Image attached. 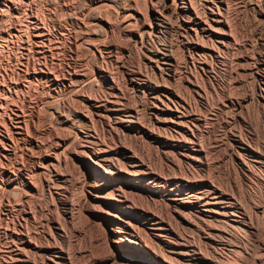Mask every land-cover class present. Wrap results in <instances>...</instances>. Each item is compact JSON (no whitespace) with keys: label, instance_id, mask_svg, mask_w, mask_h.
Instances as JSON below:
<instances>
[{"label":"bare ground","instance_id":"bare-ground-1","mask_svg":"<svg viewBox=\"0 0 264 264\" xmlns=\"http://www.w3.org/2000/svg\"><path fill=\"white\" fill-rule=\"evenodd\" d=\"M114 4L0 0V264H264V0Z\"/></svg>","mask_w":264,"mask_h":264},{"label":"rangeland","instance_id":"rangeland-1","mask_svg":"<svg viewBox=\"0 0 264 264\" xmlns=\"http://www.w3.org/2000/svg\"><path fill=\"white\" fill-rule=\"evenodd\" d=\"M119 1H120V2H119ZM122 1L124 2V0H115V4H114V5L117 7V6H119V4H120V5L123 4ZM121 2H122V3H121ZM78 3H79V8L83 6L82 1H81V3H80V1H79ZM78 3L76 4L77 7H78ZM116 3H117V4H116ZM34 4H35V5H34ZM36 4H37V5H36ZM40 5H41V6H40ZM43 5H44V6H43ZM37 6H39V7H37ZM47 6H48V5H46L45 3H39V2L37 3V2H34V3L32 4V11H33V14H34V15H35V13H36V14L38 13L39 16H38V15H35V16H36V17L38 16V18H39V19H42L43 22H46V21H47L46 25H48L47 27H49V29H51L52 27H51V25H49L50 22H49V18H48L49 13H50V7H49V6L47 7ZM41 7H42V8H43V7H44V8L47 7V8L49 9V11H48V9H46V8H45V9H46L47 11H46L44 8L42 9ZM77 7H75V13H76V12L78 13V11H79V10L77 11V9H79V8H77ZM38 8H40V9H38ZM37 10H38V11H37ZM42 11H44L45 13L42 12ZM40 12H42L43 14L41 13V15H40ZM47 12H48V14H47ZM100 12H101V13H100ZM97 13H98V14L100 13L99 15H101V14H102V11H100V10H98V9L92 10V11L89 13L90 15H89V14L86 15V17L84 18V21H85V20H86V22L90 21V20H91V17L93 18V17H95V16H98ZM44 14H45V15H44ZM42 15H43V16H42ZM91 15H92V16H91ZM54 16L57 18V20L60 19V21H63V22H64V23L62 22V25H64L63 27H65L67 31L69 30V32L71 33V35H73V33H74L73 31L76 30V31H75L76 33H74V34H76V36L78 37V34L80 33L78 38H81V37H82V36H81V35H82V34H81V31L79 32V30L69 22V20L67 19V17L63 16V15H62L61 13H59L58 11L54 13ZM88 17H89V18H88ZM22 18H23V17H22ZM22 18H21V20H24V18H23V19H22ZM43 18H44L45 20H44ZM47 18H48V19H47ZM66 19H67V20H66ZM87 20H88V21H87ZM243 20H244V21H242V20L240 21V20H239V21H237L236 23H237L238 26H240V24L242 25V26L239 27V29H241V31H243V32H241V33H243L244 36H245V35H248L249 32L253 31L254 27L252 26V23L250 24V22H251L250 18H245V19H243ZM246 20H248V21H246ZM238 22H239V23H238ZM246 23H247L248 25H247ZM68 24H69L70 26H69ZM243 24H244V25H243ZM245 26H246V27H245ZM67 27H68V28H67ZM244 27H245V28H244ZM72 28H73V29H72ZM75 28H76V29H75ZM242 28H244L245 30H243ZM250 28H251V29H250ZM92 29H93V32H95V33L99 36L100 39H103V37H104L103 35H104V34L102 33V30H100L98 27H94V26H93ZM94 29H95V30H94ZM97 29H98V30H97ZM71 30H73V31H71ZM77 31H78V34H77ZM99 31H100V32H99ZM97 32H98V33H97ZM100 34H101L102 36H101ZM120 35H121V36H120ZM80 36H81V37H80ZM100 36H101V37H100ZM115 36H118V38L115 37V40L118 39L117 42L119 41L118 44H122V43H123V40H122V39L124 38V36H123L122 34H120L119 32H116V33H115ZM122 36H123V37H122ZM120 37H122V38H120ZM30 38H31V37H28V40H29L28 43H31V41H32V39H30ZM244 39H245V38H244ZM120 40H121V41H120ZM156 42H158V40H156ZM15 44H16V43H15ZM17 44H18V43H17ZM122 45H123V44H122ZM4 46H6V45H2V47H4ZM82 51H84V50H81V52H82ZM81 52H80V55H81V56L85 54L86 56H84V57H87V58H88V60H89V61L87 62L88 65L93 66V65L95 64V60H94L92 57L90 58V56H89V54H88L87 52H86V53L82 52L83 54H82ZM29 55H30V56H33V54H32L31 51H30ZM87 55H88V56H87ZM30 56H29V57H30ZM33 57H34V56H33ZM82 57H83V56H82ZM82 57H81L80 59H82ZM117 57H118L120 60H124V57H123V58H120L119 55H118ZM67 58H68V57H66V59H67ZM90 59H91V60H90ZM92 59H93V61H92ZM133 63H135V61H134ZM136 63H137V62H136ZM136 63L134 64V66H133V64H132V67H133V68L135 67L134 69H138V68H140V71H142V73H144L145 70H144L142 64H140V63H139V64H138V63L136 64ZM140 65H141V66H140ZM138 66H139V67H138ZM141 67H142V68H141ZM141 69H142V70H141ZM148 73H149V72H148ZM148 73H147V76H148ZM144 74H145V73H144ZM149 76H150V74H149ZM149 76H148V78H149ZM150 77H151V76H150ZM149 79H150V78H149ZM240 93H242V92H240ZM252 111H254V112L256 113V111H255L254 108H250V109H248V111L246 112V114L244 113V116H243V117L245 118V120L249 119V120H251V122H252L253 124H255V123H257L256 120H257V116H258V115H254V112H252ZM251 113H253V114H251ZM247 114H248V115H247ZM250 114H251V116H249ZM256 114H257V113H256ZM43 115H44L43 117H46V114H45V113H43ZM228 116H230V117H228ZM255 116H256V117H255ZM227 117H228V118H227ZM230 118H232V116L229 115V114L226 115V118H225V117L223 118V116H222V121H223V122H220V121H219V122L222 124V125H220L222 128H218V127H216V126H213V125H215V124H212L213 128H212L211 130H213V129L215 128V129H214V130H215L214 135H216V134H217L216 132H218V130H220V129H221V130H220V132H218V134L223 133L224 131L226 132L227 127H226V125H225L224 123H226V120H229ZM250 118H251V119H250ZM224 119H225V121H224ZM252 119H254V120H252ZM224 125H225V126H224ZM224 127H225V128H224ZM257 130H258V127H257ZM259 132H260V130H259ZM218 134H217V135H218ZM217 135H216V136H217ZM227 164L230 166V162H229V161H228ZM252 244H253V243H252ZM211 245H212V246L215 245V246L212 247ZM211 245H205V244H203V243L200 244V248H203L201 251L209 252V253L202 252L203 255H204V253H205L204 256H206V257L208 256L210 260L215 261V260L219 259V255H222V256H225V259L227 258L228 260H230L229 256L227 255L226 248H223V247L220 246L218 243H217V244H211ZM202 246H203V247H202ZM204 246H205V248H204ZM208 246H209V247H208ZM206 247H208V248H206ZM216 247H217V248H216ZM218 247H219L221 250H220ZM221 247H222V248H221ZM210 248H211V249H210ZM205 249H207V250H205ZM209 249H210L211 251H210ZM213 249H214V250H213ZM216 249H217V250H216ZM218 250H219V251H218ZM222 250L225 251L224 253H226V255L223 253ZM216 251H217V253H216ZM221 251H222V252H221ZM211 252H212V253H211ZM214 253H215V254H214ZM219 253H221V254H219ZM210 254H211L212 256H214V255H215V256L212 257Z\"/></svg>","mask_w":264,"mask_h":264}]
</instances>
